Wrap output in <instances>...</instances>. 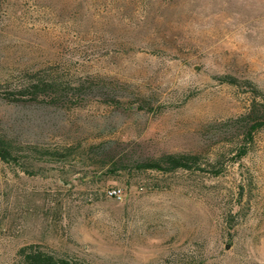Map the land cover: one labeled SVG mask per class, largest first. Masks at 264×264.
Instances as JSON below:
<instances>
[{
    "label": "rangeland",
    "instance_id": "374dc122",
    "mask_svg": "<svg viewBox=\"0 0 264 264\" xmlns=\"http://www.w3.org/2000/svg\"><path fill=\"white\" fill-rule=\"evenodd\" d=\"M46 65L111 98L0 99V133L25 152L0 160V264L29 245L83 264H264V127L236 159L254 98L223 81L264 90V0H0V77ZM174 153L222 172L137 168Z\"/></svg>",
    "mask_w": 264,
    "mask_h": 264
},
{
    "label": "trees",
    "instance_id": "16d2710c",
    "mask_svg": "<svg viewBox=\"0 0 264 264\" xmlns=\"http://www.w3.org/2000/svg\"><path fill=\"white\" fill-rule=\"evenodd\" d=\"M4 77H0V99L13 104H31L61 106L63 108L79 107L76 101L100 100L111 98V93L98 83L95 77L82 78L66 74L62 65H46L38 68L24 67ZM223 81L235 87L247 89L253 96L254 103L248 114L235 119L239 137L237 158L248 155L247 144L254 141L255 135L264 127V90L250 81L241 82L234 77H224ZM243 85V86H242ZM112 99L122 100L113 92ZM32 154L39 159L53 158L56 161L66 160L76 154L75 147L64 149L50 146L34 148ZM25 152L7 135L0 133V160L6 164L17 165L22 162ZM29 158H32L29 156ZM218 158L203 157L201 154L174 153L139 161L137 168L144 171L173 173L177 171L206 172L215 176L222 172ZM15 264H83L77 259L56 256L43 250L40 246L29 245L18 251Z\"/></svg>",
    "mask_w": 264,
    "mask_h": 264
},
{
    "label": "built area",
    "instance_id": "2783aa9c",
    "mask_svg": "<svg viewBox=\"0 0 264 264\" xmlns=\"http://www.w3.org/2000/svg\"><path fill=\"white\" fill-rule=\"evenodd\" d=\"M119 193H120V190H113V191L110 192V194L113 195V196H118Z\"/></svg>",
    "mask_w": 264,
    "mask_h": 264
}]
</instances>
